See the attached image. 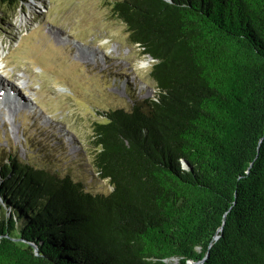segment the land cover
<instances>
[{
  "label": "trees",
  "instance_id": "trees-1",
  "mask_svg": "<svg viewBox=\"0 0 264 264\" xmlns=\"http://www.w3.org/2000/svg\"><path fill=\"white\" fill-rule=\"evenodd\" d=\"M114 11L156 98L95 124L108 194L0 150V264H264V0Z\"/></svg>",
  "mask_w": 264,
  "mask_h": 264
},
{
  "label": "rangeland",
  "instance_id": "rangeland-1",
  "mask_svg": "<svg viewBox=\"0 0 264 264\" xmlns=\"http://www.w3.org/2000/svg\"><path fill=\"white\" fill-rule=\"evenodd\" d=\"M116 1L0 6V150L93 194L111 191L93 165L95 124L157 95L153 60L130 43Z\"/></svg>",
  "mask_w": 264,
  "mask_h": 264
},
{
  "label": "water",
  "instance_id": "water-1",
  "mask_svg": "<svg viewBox=\"0 0 264 264\" xmlns=\"http://www.w3.org/2000/svg\"><path fill=\"white\" fill-rule=\"evenodd\" d=\"M186 165V164H185ZM218 239V236L215 237V240ZM34 254L37 256L38 255V252H37V249L35 248L34 250ZM208 257V254L206 255V258ZM202 263V262H200ZM188 264H197V263H193V262H188Z\"/></svg>",
  "mask_w": 264,
  "mask_h": 264
},
{
  "label": "bare ground",
  "instance_id": "bare-ground-1",
  "mask_svg": "<svg viewBox=\"0 0 264 264\" xmlns=\"http://www.w3.org/2000/svg\"><path fill=\"white\" fill-rule=\"evenodd\" d=\"M0 82H1V81H0ZM0 88H1V87H0ZM11 89H12V88H9V87H8V90L12 92V90H11Z\"/></svg>",
  "mask_w": 264,
  "mask_h": 264
}]
</instances>
